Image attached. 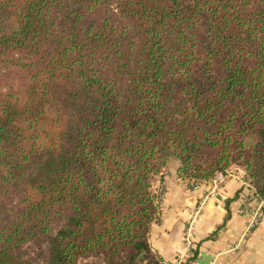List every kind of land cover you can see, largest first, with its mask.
<instances>
[{
	"label": "trees",
	"instance_id": "trees-1",
	"mask_svg": "<svg viewBox=\"0 0 264 264\" xmlns=\"http://www.w3.org/2000/svg\"><path fill=\"white\" fill-rule=\"evenodd\" d=\"M172 159L264 195V0H0V264H164Z\"/></svg>",
	"mask_w": 264,
	"mask_h": 264
},
{
	"label": "crops",
	"instance_id": "crops-1",
	"mask_svg": "<svg viewBox=\"0 0 264 264\" xmlns=\"http://www.w3.org/2000/svg\"><path fill=\"white\" fill-rule=\"evenodd\" d=\"M256 142L255 137L246 148L253 150ZM249 181L243 168L231 166L220 184L188 183L170 160L162 178H154L162 200L148 234L151 252L164 264H264V224L247 230L256 205L248 202Z\"/></svg>",
	"mask_w": 264,
	"mask_h": 264
},
{
	"label": "built area",
	"instance_id": "built-area-1",
	"mask_svg": "<svg viewBox=\"0 0 264 264\" xmlns=\"http://www.w3.org/2000/svg\"><path fill=\"white\" fill-rule=\"evenodd\" d=\"M210 180L215 184H220L225 180V173H216ZM251 196L248 202L250 203L254 200L256 202V205L250 212L249 220L247 223V230H252L257 225L264 224V195L259 196L253 189V193Z\"/></svg>",
	"mask_w": 264,
	"mask_h": 264
},
{
	"label": "rangeland",
	"instance_id": "rangeland-1",
	"mask_svg": "<svg viewBox=\"0 0 264 264\" xmlns=\"http://www.w3.org/2000/svg\"><path fill=\"white\" fill-rule=\"evenodd\" d=\"M256 136H250L249 139L247 140V144L246 147L250 148V143H252V141H254V138ZM156 196H157V201H158V205H160L161 200H162V193H159L158 191L155 192ZM24 252L27 255V258L31 261L32 264H43V261L39 258V253L40 251L32 244L27 245L24 248Z\"/></svg>",
	"mask_w": 264,
	"mask_h": 264
},
{
	"label": "water",
	"instance_id": "water-1",
	"mask_svg": "<svg viewBox=\"0 0 264 264\" xmlns=\"http://www.w3.org/2000/svg\"><path fill=\"white\" fill-rule=\"evenodd\" d=\"M142 255H143V254H142ZM142 255H140V256L138 257V260H140V259H141Z\"/></svg>",
	"mask_w": 264,
	"mask_h": 264
}]
</instances>
